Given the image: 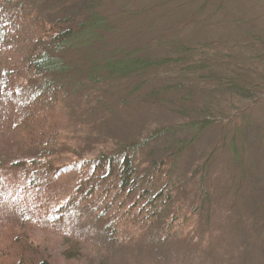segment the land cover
Masks as SVG:
<instances>
[{
	"label": "trees",
	"instance_id": "obj_1",
	"mask_svg": "<svg viewBox=\"0 0 264 264\" xmlns=\"http://www.w3.org/2000/svg\"><path fill=\"white\" fill-rule=\"evenodd\" d=\"M43 1L0 0L2 97L8 103L13 102L19 90L32 85L34 80L43 81L20 108L10 137L12 159L0 162L3 176L0 190L12 184L18 188V195L3 200L1 207L7 206L15 212L17 217L11 225L19 227L15 234H7L11 240L9 252H1L4 245L0 242V264H51L52 251L68 264H93L99 254L107 252L108 240L107 245L98 250L90 237L76 231L73 219L83 212H88L94 222L101 225L98 232L113 236L112 242L116 241L123 225L127 228L154 224L158 229L157 237L167 241L170 230L180 220L184 202L179 198L184 189L187 191L174 176L173 166L188 143L173 152H164L162 157H155L154 146L178 129L200 133L222 124L225 107L214 98L238 97L245 89L239 76L245 72L243 67L233 60L235 67L243 71L237 72L238 76L226 69L229 57H233L225 55L224 51L231 54L236 50L239 54L245 47L237 44L232 49V45H218L210 40L211 36L191 41L190 38L179 39V35H168L151 42L146 50L116 49L112 54L97 57L99 52L95 55L93 48L102 46L111 34L105 0H48L46 6L56 4L58 15L42 19L37 18V12L30 6H25L32 3L35 9H40ZM209 1L205 0L203 5ZM210 21V17L203 19L200 13L191 14L184 20L183 29L205 31L204 28L212 25ZM259 42L261 48L256 50L264 53V41ZM75 50L84 53L82 64L67 61L68 52ZM163 73L173 77L161 78L159 83L163 86L146 91L145 87L156 83ZM125 82L129 85L117 98L119 105L137 96L142 103L160 106L187 119L180 127L157 129L138 141L113 147L99 141L90 159H83L70 145L66 147L60 110L69 96L68 90L90 92L96 100L87 107L91 113L100 114L104 105L113 100L115 87ZM201 83L214 88V93L206 96L205 92L202 97L205 99L201 98L202 103L198 104L194 95ZM172 94V99L167 97ZM240 95L245 97V92ZM232 152L235 164L240 165L238 151ZM209 161L195 166L189 177L192 182L196 174H201L194 189L195 198L202 205L206 204L207 209ZM70 174L75 175L71 186L57 193V181ZM10 176L14 178L4 179ZM2 234L0 230V241ZM109 234L105 237L109 238Z\"/></svg>",
	"mask_w": 264,
	"mask_h": 264
},
{
	"label": "rangeland",
	"instance_id": "obj_2",
	"mask_svg": "<svg viewBox=\"0 0 264 264\" xmlns=\"http://www.w3.org/2000/svg\"><path fill=\"white\" fill-rule=\"evenodd\" d=\"M46 1L42 2L40 9H35L32 3L25 6L37 12L39 19L58 15L56 4L48 7ZM204 2L105 0L104 8L111 22V34L102 46L93 48L95 55L99 52L97 57L104 53L112 54L116 49L146 50L151 42L168 35H179V39L190 38L191 41L199 38L202 41L206 36H211L213 39L210 40L218 45H232V49L237 44L245 47L242 53L238 54L234 50L231 54L224 51V54L233 57H229V66H225L232 74L238 76L245 71L239 76L245 87V91L240 93L245 92L246 98L240 93L238 97L221 96L218 93L220 96L214 100H220L222 107H225L222 124L200 133L192 129H175L177 133L159 140L154 146L155 157H162L164 152H173L188 143L173 166L174 176L187 191L184 189V195L181 194L179 198L184 202L180 220L170 230L167 241L157 237L155 224L127 228L123 225L116 241L112 242L111 234L98 232L101 225L95 223L88 212L80 213L77 219H73L76 231L90 237L96 249L104 248L108 240L107 252L104 255L98 252L100 256L93 264H264V53L256 50L257 47L261 48L259 41H264V0H211L203 5ZM199 13L203 19L210 17L212 25L201 32H196L195 28L184 30V20L187 21L191 14L197 16ZM83 60L84 53L79 50L67 54V61L82 64ZM233 60L240 62L242 72L235 67ZM166 76L173 77L163 73L159 77L160 81L147 85L145 90L150 91L156 86L159 88L161 78ZM41 83L43 81L34 80L32 85L19 90L18 96L9 103L0 93V162L12 159L10 137L20 108L42 86ZM127 85L128 82H125L115 87L113 100L104 105L101 118L100 114L91 113L87 107L96 100L90 92L87 94L85 89L79 92L68 90L69 96L63 101L60 110L66 147L70 145L71 150L76 149L83 159H90L93 147L99 141L111 147L138 141L154 130L180 127L187 119L160 106L142 103L137 96L128 98L123 106L119 105L117 98H120ZM212 90L214 88L207 83H201L195 89L194 101L202 103L204 93L209 96L214 93ZM167 97L172 99L174 96ZM233 150L238 151L242 160L240 165L235 164ZM207 159L210 160L206 174L210 189L208 209L206 204L202 205L195 198L194 189L198 186L201 174H196L194 181L189 182L195 166ZM74 177V174H70L60 178L56 192L69 188ZM0 178L3 179L1 174ZM11 178L14 177L4 179ZM17 189L12 184L0 190V230L4 235L0 241L4 245L1 252H9L11 240L7 234L19 231L18 226L16 229L11 225L17 217L15 212L7 206L1 207L3 200L18 195ZM202 207L206 209L204 212L203 209L199 210ZM107 234L109 238L105 237ZM51 254V264H68L57 252L52 251Z\"/></svg>",
	"mask_w": 264,
	"mask_h": 264
}]
</instances>
